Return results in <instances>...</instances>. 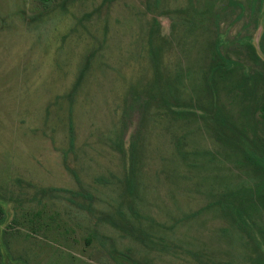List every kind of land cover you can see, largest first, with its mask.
I'll return each instance as SVG.
<instances>
[{"label":"rangeland","instance_id":"obj_1","mask_svg":"<svg viewBox=\"0 0 264 264\" xmlns=\"http://www.w3.org/2000/svg\"><path fill=\"white\" fill-rule=\"evenodd\" d=\"M263 103L264 0H0V264H264Z\"/></svg>","mask_w":264,"mask_h":264},{"label":"trees","instance_id":"obj_2","mask_svg":"<svg viewBox=\"0 0 264 264\" xmlns=\"http://www.w3.org/2000/svg\"><path fill=\"white\" fill-rule=\"evenodd\" d=\"M152 58L154 59H157L158 58V53L156 52V51H154L153 52V56H152ZM168 90H169V92H170V94L171 95H173V93H174V90H173V87H170V85H168ZM261 117H262V120H263V122H264V103H263V105H262V107H261ZM258 162V161H257ZM260 163H264V162H260ZM260 165H262V164H260ZM264 182V181H263ZM261 188V187H260ZM262 188H263V190H264V184H263V186H262Z\"/></svg>","mask_w":264,"mask_h":264}]
</instances>
